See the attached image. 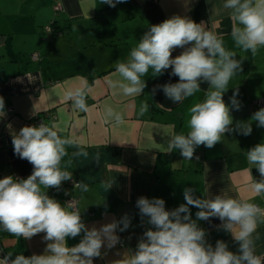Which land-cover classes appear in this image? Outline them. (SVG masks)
I'll return each instance as SVG.
<instances>
[{
    "label": "crops",
    "instance_id": "obj_1",
    "mask_svg": "<svg viewBox=\"0 0 264 264\" xmlns=\"http://www.w3.org/2000/svg\"><path fill=\"white\" fill-rule=\"evenodd\" d=\"M224 2L127 0L111 7L102 0H0V96L5 101L4 115L0 116V179L9 175L26 179L32 173L33 165L14 153L12 136L24 126H33L36 114L49 113L48 125H58L63 137L78 141L89 155L73 157L77 149L70 147L62 162L71 160L66 170L79 183H87L86 192L65 181L59 190L49 189L48 195L62 204L66 198L75 197L89 229L119 221L125 214L131 219L128 229L117 228L119 241L115 246L108 248L105 241L101 257L94 258L93 264H114L136 250L143 233L152 227L147 217L142 220L136 206L140 197L163 199L166 210H174L186 203L184 189L192 188L197 198L226 194L264 208V195H254L248 188L249 178L259 179V173L246 156L256 144L264 143V127L254 122L248 136L225 133L222 142L211 149L197 147L192 160H187L179 150L168 153L166 145L170 135L187 133L188 109L204 99L206 83L201 84L200 92L176 104L158 87L179 82L171 75V68L158 77H153L150 68L142 78L147 86L139 96L126 97L107 84V78H118L116 62L128 59L151 25L174 15L187 16L196 23L203 22L206 30L222 35L225 47L238 53L236 59L246 57L242 71L230 81L223 99L230 105V97L238 88L241 107L231 112L234 124L249 121L260 109L254 101L264 98V48L255 57L250 51L235 48L231 38L233 22ZM56 3L61 5L59 11L54 10ZM51 22L55 29L63 31H45ZM182 51L176 48L172 57ZM33 53L39 59H32ZM82 85L90 89V113L73 109L71 101L64 99L69 89ZM143 102L149 109L140 116ZM105 106L121 112L124 123H104ZM97 152L99 164L94 162ZM108 180L114 181L109 190L102 186ZM190 211L195 220L199 209L190 206ZM197 223L213 247L217 240H223L230 251L238 252V243L220 227L218 218ZM256 234L260 237L255 242L256 254L264 255V224L258 226ZM43 235L24 239L0 231V243L6 255L13 253L12 259L17 254L41 255L48 243ZM82 236L68 238V245L78 244Z\"/></svg>",
    "mask_w": 264,
    "mask_h": 264
},
{
    "label": "clouds",
    "instance_id": "obj_2",
    "mask_svg": "<svg viewBox=\"0 0 264 264\" xmlns=\"http://www.w3.org/2000/svg\"><path fill=\"white\" fill-rule=\"evenodd\" d=\"M127 0H102L115 7ZM223 7L230 10L233 22L231 38L235 48L251 52L257 56L264 48V0H225ZM176 48L183 51L172 57ZM237 52L225 47L223 36L206 30L204 23H196L187 16L174 15L169 19L151 25L132 48L126 61H117V79L107 78L108 86L126 97H135L145 89V77L149 69L153 77H158L171 68V75L179 78L177 83L160 85L165 96L173 103H180L201 91V84L208 85L201 102L188 109L187 133L170 135L166 150H179L184 159L192 160L197 147L213 148L222 142L225 133L236 132L244 136L252 133V123L264 127V108L256 111L249 121H236L232 110H240L237 99L238 88L226 104L223 95L229 89L230 81L242 71L246 57L236 59ZM90 89L86 85L69 89L64 94L71 101L72 108L90 113L87 96ZM155 89L153 90V94ZM163 107V105H160ZM5 101L0 96V116L4 115ZM149 109L141 103L139 115ZM104 123H124L123 114L111 106H105L102 114ZM14 153L33 165L32 173L26 178L5 176L0 179V231L14 237L30 239L44 233L48 242L41 255L30 257L9 252L0 259V264H93L94 258L101 257V249L107 241L112 248L119 241L117 228H129L131 219L125 214L119 221L89 229L82 220L81 211L71 201L66 204L48 195V190H59L62 183L73 179L67 171L71 160L62 164L69 155L68 148L77 150L73 157H88L89 153L78 141L63 137L58 125L24 126L12 136ZM249 164L255 166L259 179L249 178L248 188L254 195H264V143H258L246 153ZM198 159V157H197ZM94 162L100 163L97 152ZM114 181L103 182L108 190ZM82 192L88 190L85 182L74 185ZM192 188L183 191L186 203L174 210H166L165 201L160 198L140 197L136 201L141 218L147 217L152 227L143 233L136 250L125 254L114 264H264V255H257L256 240L260 237L257 228L264 224V208L246 199H235L226 194L214 198H197ZM191 207H196V219L191 217ZM218 218L220 227L230 232L238 243V252L230 251L223 240H217L215 247L206 241V231L197 221ZM122 225V227H121ZM83 234L79 243L68 245V238Z\"/></svg>",
    "mask_w": 264,
    "mask_h": 264
},
{
    "label": "built area",
    "instance_id": "obj_3",
    "mask_svg": "<svg viewBox=\"0 0 264 264\" xmlns=\"http://www.w3.org/2000/svg\"><path fill=\"white\" fill-rule=\"evenodd\" d=\"M60 9H61V5H60L59 3H56V4L54 5V10H55V11H59ZM44 30L47 31V32H51V31H52V26H51V25H47V26L45 27ZM31 58L34 59V60H37V59H39V55H38L37 53H33V54H31ZM254 104H255L258 108H260V109H261V108H264V98L256 99V100L254 101ZM43 122H44L46 125H48L47 120H46V118L44 117L43 113H41V114H36V115L34 116V118H33V121H32V123H33L34 126H39V124H41V123H43ZM68 183H69L70 185L74 186L75 184L79 183V181H78L75 177H73V179L70 180V181H68ZM71 201H73L75 207H77V201H76V198L73 197V196L66 198V200H65V204H66V203H69V202H71ZM0 256L2 257V259L5 258V257L7 256L6 253L3 251V248H2L1 243H0Z\"/></svg>",
    "mask_w": 264,
    "mask_h": 264
},
{
    "label": "trees",
    "instance_id": "obj_4",
    "mask_svg": "<svg viewBox=\"0 0 264 264\" xmlns=\"http://www.w3.org/2000/svg\"><path fill=\"white\" fill-rule=\"evenodd\" d=\"M49 25L52 26V31H51V33H55V34H57V33H60V32L63 31L62 29H55V28L53 27V22H51ZM43 115H44V117L46 118V120H48L49 113L46 112V113H43ZM47 123H48V121H47Z\"/></svg>",
    "mask_w": 264,
    "mask_h": 264
},
{
    "label": "rangeland",
    "instance_id": "obj_5",
    "mask_svg": "<svg viewBox=\"0 0 264 264\" xmlns=\"http://www.w3.org/2000/svg\"><path fill=\"white\" fill-rule=\"evenodd\" d=\"M50 36V35H49ZM63 41V40H62ZM64 42V41H63ZM78 54H79V50L76 52V55L74 56V57H76V56H78Z\"/></svg>",
    "mask_w": 264,
    "mask_h": 264
}]
</instances>
